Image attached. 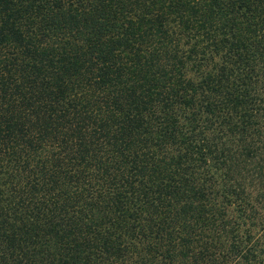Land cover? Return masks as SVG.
<instances>
[{
    "label": "trees",
    "instance_id": "1",
    "mask_svg": "<svg viewBox=\"0 0 264 264\" xmlns=\"http://www.w3.org/2000/svg\"><path fill=\"white\" fill-rule=\"evenodd\" d=\"M0 264H264V0H0Z\"/></svg>",
    "mask_w": 264,
    "mask_h": 264
}]
</instances>
